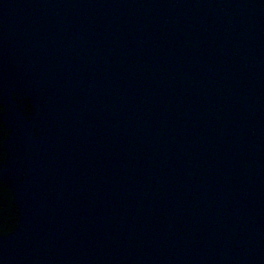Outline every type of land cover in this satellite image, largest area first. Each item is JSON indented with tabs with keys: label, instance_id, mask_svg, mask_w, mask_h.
I'll return each instance as SVG.
<instances>
[{
	"label": "water",
	"instance_id": "95a60500",
	"mask_svg": "<svg viewBox=\"0 0 264 264\" xmlns=\"http://www.w3.org/2000/svg\"><path fill=\"white\" fill-rule=\"evenodd\" d=\"M0 264H264V0H0Z\"/></svg>",
	"mask_w": 264,
	"mask_h": 264
},
{
	"label": "flooded vegetation",
	"instance_id": "af4514ba",
	"mask_svg": "<svg viewBox=\"0 0 264 264\" xmlns=\"http://www.w3.org/2000/svg\"><path fill=\"white\" fill-rule=\"evenodd\" d=\"M9 192L8 189L0 186V237L5 238L13 234V227L19 221V210Z\"/></svg>",
	"mask_w": 264,
	"mask_h": 264
},
{
	"label": "trees",
	"instance_id": "16d2710c",
	"mask_svg": "<svg viewBox=\"0 0 264 264\" xmlns=\"http://www.w3.org/2000/svg\"><path fill=\"white\" fill-rule=\"evenodd\" d=\"M1 130V129H0ZM0 134H1V132H0Z\"/></svg>",
	"mask_w": 264,
	"mask_h": 264
}]
</instances>
